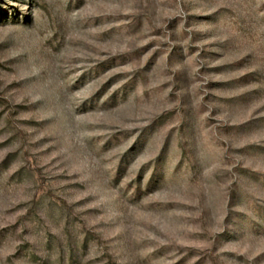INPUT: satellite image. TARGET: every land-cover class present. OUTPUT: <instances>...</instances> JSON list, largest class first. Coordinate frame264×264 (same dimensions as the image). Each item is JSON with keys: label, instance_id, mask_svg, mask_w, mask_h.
Wrapping results in <instances>:
<instances>
[{"label": "rangeland", "instance_id": "374dc122", "mask_svg": "<svg viewBox=\"0 0 264 264\" xmlns=\"http://www.w3.org/2000/svg\"><path fill=\"white\" fill-rule=\"evenodd\" d=\"M0 264H264V0H0Z\"/></svg>", "mask_w": 264, "mask_h": 264}]
</instances>
